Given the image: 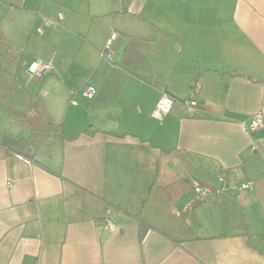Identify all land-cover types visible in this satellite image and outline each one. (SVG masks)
<instances>
[{
    "label": "crops",
    "instance_id": "1",
    "mask_svg": "<svg viewBox=\"0 0 264 264\" xmlns=\"http://www.w3.org/2000/svg\"><path fill=\"white\" fill-rule=\"evenodd\" d=\"M258 115L264 0H0V264H264Z\"/></svg>",
    "mask_w": 264,
    "mask_h": 264
},
{
    "label": "built area",
    "instance_id": "2",
    "mask_svg": "<svg viewBox=\"0 0 264 264\" xmlns=\"http://www.w3.org/2000/svg\"><path fill=\"white\" fill-rule=\"evenodd\" d=\"M58 17H59L58 18L59 21L64 20L63 14H59ZM116 38H117V34L115 32H112L110 34L108 40H107V43H106V47H105L104 52H108L107 59L109 60V62L113 61V57L109 53V50L111 48L112 42ZM103 55L104 54H102V56ZM53 71H54L53 63H45V62H41V61H37V62L32 63L28 69V72L31 76H36L38 78H43L44 76L52 73ZM199 92H200V86L196 85L190 89L186 98L181 100V103L185 109V113L192 115L198 109V102H197L196 98H197V95L199 94ZM83 94H84L85 98L92 100L96 97L97 90L92 86H87L84 89ZM178 101L179 100L169 96L168 94H164L162 96V98L160 99V102L157 106V110L154 113V117L156 119L162 120L164 117H166L171 112L173 106ZM263 126H264L263 117L261 115H258L254 118V120L251 124V130L252 131L257 130L259 128H262ZM194 187H195L196 194H197L196 200H200V199L204 200L207 197V195L211 192V190H209L206 187L201 186L199 183H194ZM244 188L249 189L250 185H247ZM189 206H191V204H189ZM106 228L108 231H111V232L115 230V226L110 221H107Z\"/></svg>",
    "mask_w": 264,
    "mask_h": 264
},
{
    "label": "trees",
    "instance_id": "3",
    "mask_svg": "<svg viewBox=\"0 0 264 264\" xmlns=\"http://www.w3.org/2000/svg\"><path fill=\"white\" fill-rule=\"evenodd\" d=\"M103 54H104L103 57H105V58L107 59V54H108V52H103ZM107 60H108V59H107ZM108 61H109V60H108ZM48 75H49V74H48ZM46 76H47V75H46ZM46 76H44V77H46ZM44 77H43V78H44ZM94 88H95V87H94ZM95 89H96V88H95Z\"/></svg>",
    "mask_w": 264,
    "mask_h": 264
}]
</instances>
